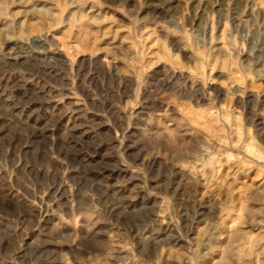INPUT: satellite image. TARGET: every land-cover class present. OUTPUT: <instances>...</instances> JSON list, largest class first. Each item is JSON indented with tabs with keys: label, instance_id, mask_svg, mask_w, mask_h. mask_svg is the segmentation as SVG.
Segmentation results:
<instances>
[{
	"label": "rangeland",
	"instance_id": "1",
	"mask_svg": "<svg viewBox=\"0 0 264 264\" xmlns=\"http://www.w3.org/2000/svg\"><path fill=\"white\" fill-rule=\"evenodd\" d=\"M0 264H264V0H0Z\"/></svg>",
	"mask_w": 264,
	"mask_h": 264
}]
</instances>
